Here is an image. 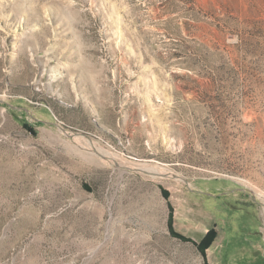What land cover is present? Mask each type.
Instances as JSON below:
<instances>
[{"label": "rangeland", "instance_id": "1", "mask_svg": "<svg viewBox=\"0 0 264 264\" xmlns=\"http://www.w3.org/2000/svg\"><path fill=\"white\" fill-rule=\"evenodd\" d=\"M0 264H264V0H0Z\"/></svg>", "mask_w": 264, "mask_h": 264}, {"label": "trees", "instance_id": "2", "mask_svg": "<svg viewBox=\"0 0 264 264\" xmlns=\"http://www.w3.org/2000/svg\"><path fill=\"white\" fill-rule=\"evenodd\" d=\"M216 238H217L216 231L214 229H211L200 243H194V245L197 247L199 252L202 254L205 261L207 260V252L214 244ZM180 239H183V238H180Z\"/></svg>", "mask_w": 264, "mask_h": 264}, {"label": "water", "instance_id": "3", "mask_svg": "<svg viewBox=\"0 0 264 264\" xmlns=\"http://www.w3.org/2000/svg\"><path fill=\"white\" fill-rule=\"evenodd\" d=\"M209 196L211 195V194H208Z\"/></svg>", "mask_w": 264, "mask_h": 264}]
</instances>
